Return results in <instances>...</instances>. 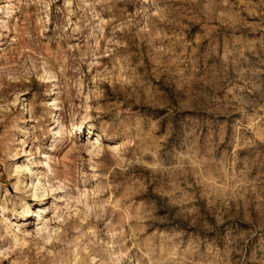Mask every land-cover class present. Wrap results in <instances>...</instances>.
Wrapping results in <instances>:
<instances>
[{"label":"rangeland","instance_id":"obj_1","mask_svg":"<svg viewBox=\"0 0 264 264\" xmlns=\"http://www.w3.org/2000/svg\"><path fill=\"white\" fill-rule=\"evenodd\" d=\"M64 263L264 264V0H0V264Z\"/></svg>","mask_w":264,"mask_h":264},{"label":"bare ground","instance_id":"obj_2","mask_svg":"<svg viewBox=\"0 0 264 264\" xmlns=\"http://www.w3.org/2000/svg\"><path fill=\"white\" fill-rule=\"evenodd\" d=\"M84 125H80V127L82 128ZM85 128H87V127H84L83 129H81V130H85ZM88 129H89V127H88ZM91 129V128H90ZM89 129V130H90ZM91 131V130H90ZM4 215V214H3ZM4 217H6V216H4ZM7 220H8V218H6ZM25 220H27V219H25ZM8 224V223H7ZM10 225V224H9ZM8 225V226H9ZM12 225V224H11ZM5 228H7V227H5ZM10 232V231H9ZM14 242H15V244H18L19 243V239L17 238V236L15 235V238H14ZM65 264V263H64Z\"/></svg>","mask_w":264,"mask_h":264}]
</instances>
